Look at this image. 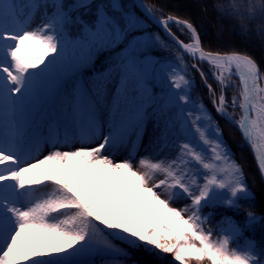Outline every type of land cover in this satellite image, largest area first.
Masks as SVG:
<instances>
[{"label":"snow or ice","instance_id":"6c2138e0","mask_svg":"<svg viewBox=\"0 0 264 264\" xmlns=\"http://www.w3.org/2000/svg\"><path fill=\"white\" fill-rule=\"evenodd\" d=\"M89 7L90 0H76L67 9L63 0H0V264H97V258L101 264H128L129 249L171 254L178 264H264V249L253 241L230 246L239 227L228 221L214 238L210 215L203 214L204 208L220 204L238 211L239 200L248 198L250 190L218 122L202 100H192L193 82L184 60V54L192 59L217 114L237 124L264 178V70L251 54L205 49L190 20L172 15L158 19L157 9L141 5L181 49L176 54L179 67L169 63L161 69L167 83L161 107L177 109L174 116L183 136L173 157L135 160L134 144L126 159L106 154L128 143L130 134L139 138L146 104L155 107L157 102L148 90L145 62L134 51L118 61L120 88L111 101L106 135H101L99 93L90 99L77 90L69 118L53 119L46 130L32 131L20 120L28 102L54 91L49 77L70 44L86 49L90 58L120 41L121 27L99 8L96 22L84 26V41L68 40V28L75 23L71 12ZM112 7H117L115 0ZM41 9V22L31 27ZM248 11L249 19L259 14L264 21V0L250 3ZM127 19L129 26L137 23L133 16ZM170 23L182 32L187 29L188 42L171 32ZM257 31L264 35V24ZM155 40L168 47L159 36ZM204 63L219 92L208 82ZM161 139L158 149L167 146L166 135ZM97 140L94 147L83 146ZM43 146L51 150L37 158ZM181 198L190 203L173 206ZM247 218L257 219L252 211Z\"/></svg>","mask_w":264,"mask_h":264},{"label":"trees","instance_id":"16d2710c","mask_svg":"<svg viewBox=\"0 0 264 264\" xmlns=\"http://www.w3.org/2000/svg\"><path fill=\"white\" fill-rule=\"evenodd\" d=\"M118 1L120 2V7L113 8V0H90L89 8H80L71 12V16L75 23L69 26L66 35L68 40L72 41L73 44H79L84 41V26H92L96 22L98 8L103 12H107L121 27L122 36L118 43L94 51L90 58H86V49L74 47L70 44L65 53L64 60L54 66L52 70L53 74L60 80L62 85L73 79L89 77L94 73L106 70L118 64L119 59L131 49V52L134 51L138 56L152 53L156 55L158 61L169 59L177 60L176 54L181 50H179L172 41L166 38L158 27L137 10L131 0ZM144 1L149 6L157 9L156 13L161 16L172 15L180 19L190 20L198 29L205 49H210L212 51L235 49L240 52H247L258 61L261 69L264 70V35L257 31V25L264 24V21L261 20L259 14L256 15L255 19H249L248 6L250 3H254L255 0H180L181 2H185V5L191 10L190 13L184 12L181 8L172 3V1L175 2L177 0H169L170 2L165 0ZM75 2L76 0H63L66 9ZM193 4H198L200 7H195ZM217 5L223 6L222 9L218 8ZM128 16L135 17L137 23L133 26H129ZM204 17L209 21L205 20ZM245 26L248 29L247 31L244 30ZM171 28L184 41L187 42L189 40L187 29H184L182 32L175 24H171ZM217 34H219V39H217ZM145 36H147L146 39H144ZM156 36H159L160 40L168 45V47H162L161 44L155 40ZM145 44L147 46H144ZM50 58L51 57H49V59ZM184 60L188 65V77L193 80L190 92L191 98L196 102L202 100L213 118L218 122L219 127L223 131L225 141H227L231 147L234 158L243 166L246 185L251 189V195H249L248 198L239 200V204L242 205V207L238 211L224 204L216 205L211 208H204L207 216L210 215L208 224L211 225L214 230V238L219 237L221 235L219 228L223 222V218L228 216L232 217L240 227L241 233L231 245H235L239 242L242 243L246 238H249L253 240L260 249H264V181L262 176L252 155L244 145L238 129L224 117L217 114L209 98L208 88L201 79L200 73L196 68L191 66L185 55ZM201 67L208 75V82L219 92L217 82L213 79L208 65L204 63ZM45 95L46 94H41L36 100L28 102L19 116L23 123L30 126V122L34 120V114L30 113L29 108L39 105V100L44 99ZM227 96L229 99L230 89L227 92ZM53 119L56 118H54V116L43 115L36 120L35 125L39 130L43 131L46 130L45 127L48 122ZM31 129L32 131H36L35 127ZM248 211L254 212L255 216L258 218L253 222H249L247 218ZM115 242L120 244L121 247L127 248V246L120 241ZM129 251L131 253V258L128 264L177 263L171 254L156 256L143 249H129ZM260 258L264 260V254H262Z\"/></svg>","mask_w":264,"mask_h":264},{"label":"rangeland","instance_id":"374dc122","mask_svg":"<svg viewBox=\"0 0 264 264\" xmlns=\"http://www.w3.org/2000/svg\"><path fill=\"white\" fill-rule=\"evenodd\" d=\"M165 1L170 2L169 0H165ZM18 2H22V0H18ZM115 3L117 7H120V2L118 0H115ZM172 3H174L175 6L181 8L184 12H188V13L191 12V10L185 5V2L183 1L181 2L180 0H177L175 2L172 1ZM193 5L195 7L197 6L200 7L198 4H193ZM48 12L51 13L52 9L49 8ZM42 13H43V9L36 12L35 16L31 21V25H30L31 27H35L37 24L41 22ZM105 13L109 17H111L107 12ZM204 18L205 20L209 21L206 17ZM146 38L147 36L144 37V39ZM217 39H219V34H217ZM131 51L132 49L127 53H130ZM137 57L143 59L145 62L144 72L146 74V80L148 82L147 84L148 90L150 94L151 93L155 94L157 98V102L155 104V107H153L151 103L146 104V110L148 112V116L143 128L140 130L139 138H137V136L134 133L130 134L128 143L121 146L119 149L106 154L112 155L113 158L117 161L126 159L129 157V153L133 152V144H134L135 160H139V158L145 156H152L154 159H159L165 156L173 157L176 154L178 142L183 139V136L179 129V124L176 122L174 116V113L177 111V109H175L174 107L162 108L159 98L164 96L165 93L162 90L167 88L166 79L161 69L169 63L179 67V62L175 59L157 62L156 55L152 53L146 54L144 56L137 55ZM188 61L190 63V59H188ZM117 73H118V64L100 73H94L90 77L73 79L71 81H68L63 86L60 80L52 72L51 76L49 77V84L55 86L54 91L47 93L44 99L39 100V103L42 104L41 107L35 105L34 107L29 108L30 113L35 115V119L31 122V127H34L35 120L38 119L41 115H50V116L55 115L57 116V118L63 119V121L68 119L70 112L69 104L72 102L74 93L77 90L84 92V84H87L88 89L85 91V94L89 98L96 99L97 93H99V99L102 103L101 112H100V119L102 121L101 135H106L108 132V121L110 120L109 108L111 105V101L115 98V96L117 95V91L120 88V83H119L120 78ZM100 75H102V78L99 81L97 78L100 77ZM232 94H233L232 90H230L229 100H231ZM229 111H232V109L230 108ZM239 115L240 112L239 109H237L235 118H238ZM165 135L167 137V146L163 147L162 149H158L156 147L157 141H160L163 144L164 141L161 138ZM222 138L225 141L224 135L222 136ZM99 142L100 141L97 140L91 144H85L83 146L94 147ZM225 143L228 145L232 153L231 147L229 146L227 141H225ZM80 146L81 145L79 144H74L71 147H80ZM50 150H51L50 146H43L40 155L37 158H43V156L46 155ZM235 160L238 162L237 159ZM138 170H142V169H138ZM249 190H250L249 195H251V189ZM189 203L190 201L188 199L181 198L174 200L173 206L182 207ZM204 210L205 209H203V214L207 216ZM256 218L258 217L256 216ZM228 221H231L233 225L239 227L235 222V220L232 217L228 216L223 218V222L220 225V228L227 227ZM220 228H219V232H220ZM236 239H234L232 242H234ZM247 241H253V240L246 238L244 242L242 243L239 242L235 245H230V246L233 248L243 247ZM118 245L120 246V244ZM97 264H101L99 258H97ZM176 264H178V262Z\"/></svg>","mask_w":264,"mask_h":264},{"label":"water","instance_id":"95a60500","mask_svg":"<svg viewBox=\"0 0 264 264\" xmlns=\"http://www.w3.org/2000/svg\"><path fill=\"white\" fill-rule=\"evenodd\" d=\"M132 2H133V4H134V6L137 8V10H139L145 17H147L156 27H158L159 28V30L162 32V34L165 36V37H167L170 41H172L179 49H180V46H179V44H177V42L174 40V39H172V37L168 34V32H166V30L164 29V27L158 22V19L159 18H161V17H159L157 14H155V16L158 18L157 20H154L151 16H149L146 12H145V10L141 7V5H147V3L144 1V0H131ZM169 28L171 29V27L169 26ZM171 32L172 33H174L175 34V36L176 37H179V35H177L172 29H171ZM179 39L180 40H183L181 37H179ZM186 42V41H185ZM181 50V49H180ZM184 55H186V56H188L187 54H184ZM189 57V56H188ZM190 58V57H189ZM191 59V58H190ZM191 64H192V62H191ZM228 120V119H227ZM229 121V120H228ZM233 125H235L236 127H237V129H238V131H239V133H240V135H241V137H242V139H243V142H244V144H245V146L247 147V149L249 150V152H250V154L252 155V157H253V159H254V161L256 162V165H257V167H258V162L256 161V159H255V154H254V152H253V149L251 148V146L249 145V143L245 140V138L243 137V135H242V133H241V131H240V129H239V127L237 126V124H235L234 122H232V121H230ZM258 169H259V167H258ZM259 172H260V170H259ZM260 174H261V172H260ZM261 176H262V174H261ZM263 179V181H264V178H262Z\"/></svg>","mask_w":264,"mask_h":264},{"label":"bare ground","instance_id":"6f19581e","mask_svg":"<svg viewBox=\"0 0 264 264\" xmlns=\"http://www.w3.org/2000/svg\"><path fill=\"white\" fill-rule=\"evenodd\" d=\"M162 18H164V17H162ZM101 78H102V75H100V77H98L97 79L100 81L101 80ZM88 89V86H87V84H84V94H85V91ZM91 99V98H90Z\"/></svg>","mask_w":264,"mask_h":264}]
</instances>
